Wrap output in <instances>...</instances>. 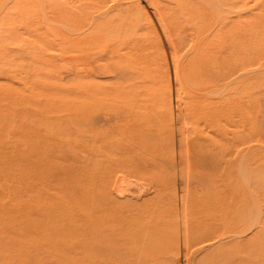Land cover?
I'll use <instances>...</instances> for the list:
<instances>
[{"label": "rangeland", "instance_id": "rangeland-1", "mask_svg": "<svg viewBox=\"0 0 264 264\" xmlns=\"http://www.w3.org/2000/svg\"><path fill=\"white\" fill-rule=\"evenodd\" d=\"M263 185L264 0H0V264H264Z\"/></svg>", "mask_w": 264, "mask_h": 264}, {"label": "bare ground", "instance_id": "bare-ground-1", "mask_svg": "<svg viewBox=\"0 0 264 264\" xmlns=\"http://www.w3.org/2000/svg\"><path fill=\"white\" fill-rule=\"evenodd\" d=\"M116 68H112V70H115ZM118 75H121L122 73H123V71L121 70V69H117V71H115ZM121 73V74H120ZM128 74V73H127ZM86 76V75H85ZM208 183H210L209 181H208ZM262 188V187H261ZM263 189H264V185H263ZM263 192H264V190H263ZM140 206L141 205H139V207H138V209L140 208ZM182 206V205H181ZM149 209L145 212V213H147V216H148V214H149ZM115 213H116V215H114V214H112V213H109V216L108 215H104V217H102V216H100V219H98V220H100V223H99V225L100 226H106L107 225V223L109 222V221H107L105 218H108V217H111L110 218V221L111 222H113V224H110L111 226H114L115 224L114 223H118L119 222V220H121L122 222H124L123 220L125 219V216H124V214L125 213H123L122 212V209H119V210H115ZM108 216V217H107ZM112 217H114L115 218V220L112 218ZM92 217H89L88 219L90 220ZM127 223H129V222H131V220H130V218H127L126 220H125ZM129 221V222H128ZM48 223H51V222H48ZM57 224V223H56ZM115 228L116 229H118L117 228V225L115 226ZM78 229V228H77ZM17 231H19V235H20V238H21V234H22V232H21V227H17ZM144 235H145V233H144ZM19 240H21V239H19ZM158 253L160 252V253H163L164 252V250L162 249V246H159L158 247ZM144 256V255H143ZM262 258H263V260H264V257L262 256ZM264 263V262H263Z\"/></svg>", "mask_w": 264, "mask_h": 264}]
</instances>
